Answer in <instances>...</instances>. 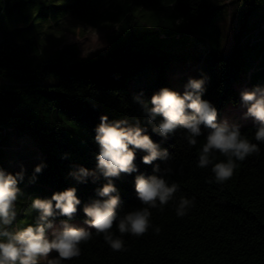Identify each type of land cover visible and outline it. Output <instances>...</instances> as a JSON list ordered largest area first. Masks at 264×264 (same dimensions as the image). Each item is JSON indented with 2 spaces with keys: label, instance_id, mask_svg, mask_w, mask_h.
Segmentation results:
<instances>
[{
  "label": "trees",
  "instance_id": "trees-1",
  "mask_svg": "<svg viewBox=\"0 0 264 264\" xmlns=\"http://www.w3.org/2000/svg\"><path fill=\"white\" fill-rule=\"evenodd\" d=\"M258 3L228 2L240 17L254 11ZM220 7L211 0H0V169L15 174L23 166L25 172L18 184L23 196L17 201L13 227L36 223L39 213L31 210L33 199H50L72 187L81 204L70 223L87 219L83 207L102 199L96 190L107 181L101 176L95 183L91 178L78 183L69 173L78 167L95 170L99 147L95 129L101 116L110 122H139L147 129L144 134L171 155L166 163L157 160L145 165L146 153L136 151L138 171L113 179L121 215L143 207L135 192L137 175H159L154 171L159 165L161 170L171 168L165 179L179 185L163 211L150 209L153 228L139 238L121 237L127 251H112L102 235L90 230L92 239L80 245L79 258L61 264H264V143L255 140L253 120L242 115L228 121L241 125V134L256 143L259 152L238 161L226 183H208L214 181L211 165L197 167L206 130L202 129L204 135L197 138L194 148L188 145L184 130L162 137L152 131L153 125L135 99L151 106V97L162 88L176 91L173 79L180 80L183 94L189 79L206 78L202 99L216 108L219 118L226 106L230 113L244 109H237L241 87H264V19L246 33L232 31L230 53L224 56ZM146 9L164 16L171 28L162 33L140 30L135 13ZM66 18L83 28L107 30L106 55L89 59L81 57L75 45L54 50L42 47L40 28L59 25ZM200 41L207 48L194 65L179 73V61L184 59L180 51H199L204 45ZM245 42L250 51L239 55V45ZM25 133L34 136L44 157L31 164L4 165L3 150L10 137ZM223 159L217 153L216 162ZM39 164L46 167L36 174L35 183H29ZM182 196L193 200L194 206L184 217H177L174 206ZM64 219L57 216L54 223ZM155 227L160 228L159 234ZM112 231L120 235L115 226ZM57 255L53 252L50 259Z\"/></svg>",
  "mask_w": 264,
  "mask_h": 264
},
{
  "label": "clouds",
  "instance_id": "clouds-1",
  "mask_svg": "<svg viewBox=\"0 0 264 264\" xmlns=\"http://www.w3.org/2000/svg\"><path fill=\"white\" fill-rule=\"evenodd\" d=\"M205 83L206 78L189 79L183 94L162 88L151 97V106L139 97L135 99L141 104L148 123L153 125L152 131L162 137L167 138L177 130H184L188 145L194 148L198 143L197 138L204 135L202 129L206 130L197 167L203 169L211 165L214 181L209 179L208 183L224 184L233 177L237 162L258 153L259 148L241 134V125L219 119L216 108L202 99ZM240 98L242 107L246 109L243 119L253 120L255 140L264 143V87L245 89L240 93ZM146 131L139 122L131 124L127 119L110 122L107 116L100 117L95 129V142L99 146L95 170L78 167L69 173L78 183H86L88 178L95 183L101 176L107 181L96 190V195L102 199L92 200L83 207L87 217L83 223L87 228L70 223L81 204L77 189L72 187L54 193L50 199H33L31 210L39 213L35 225L13 229L17 219V201L23 196L18 184L24 180L25 172L23 166L15 174L0 169V264H38L41 258L47 259L52 252L58 254L57 258L48 259L47 264H61L62 261L79 258L80 245L92 239L90 230H94L97 236L102 235L112 251L123 252L127 249L121 237L129 234L139 238L153 228L150 209L163 211L179 191L177 183L169 184L165 179L171 168L161 170L157 165L154 171L159 175H137L135 192L143 207L124 215L117 211L121 199L113 183V179H118L121 174L130 175L138 171L135 164L137 150L146 153L142 157L145 165L157 160L166 163L171 159L166 149H161L149 135L144 134ZM217 153L224 159L216 162ZM44 167V164L35 167L29 183H35L36 174L41 173ZM193 206V200L180 197L174 206L176 216L184 217ZM57 216L66 219L57 225L54 223ZM114 226L119 236L113 233ZM154 231L159 234L160 228L155 227Z\"/></svg>",
  "mask_w": 264,
  "mask_h": 264
},
{
  "label": "rangeland",
  "instance_id": "rangeland-1",
  "mask_svg": "<svg viewBox=\"0 0 264 264\" xmlns=\"http://www.w3.org/2000/svg\"><path fill=\"white\" fill-rule=\"evenodd\" d=\"M211 1L214 2V4H219L221 6L218 11V16H221L224 21L219 23V29L221 32L220 42L222 53L224 56H227L230 53L231 48V32L233 31V34H236V31L241 30L242 32L246 33L249 30H252L264 19V0H259L258 7L254 11H246L245 17H240L241 14L235 9L232 11V6L228 4L229 0ZM231 11L232 15L230 16ZM135 17L137 18V26L140 30L151 29L162 33L167 30L168 27L171 28L166 19L163 18L164 16H161L160 13L151 9L139 10L135 13ZM107 33L108 31L105 29L83 28L77 22L66 18L59 25H52V27L43 25L39 30L38 39L42 44V47L49 50L58 49L64 44L75 45L79 49L81 57L97 59L106 55L108 43L106 41L105 35ZM200 42L204 43V45L200 46L201 49L199 51L193 50L191 48L185 50L180 49L182 50L180 51V54H182L184 59L183 61H179V67L177 69L179 73L194 65L201 57L203 48L206 49L207 44L206 42ZM247 43L248 42H245V44L239 45V55L242 54L243 51H250V48H247ZM172 84L175 90L180 93L182 90V87L179 86L180 80L173 79ZM229 109V106H226L222 110L219 119H227L229 121L233 120L234 118L237 119L240 118L246 111V109H243L230 113ZM43 157L44 156L38 151L37 142L34 136L30 133H25L10 137L6 148L3 150L2 162L4 165L10 167V164L15 161H22L27 162L25 164H31L32 162L42 160ZM59 223L60 222H57L55 224L59 225ZM71 223L78 227L87 228V225H85L82 221H73ZM34 225L35 223L33 226ZM13 229L18 228L13 227ZM19 229H22V227H19ZM49 237L51 238V230H49ZM52 254L53 252L49 254L47 259L41 258L38 261V264H45L46 261L50 259Z\"/></svg>",
  "mask_w": 264,
  "mask_h": 264
},
{
  "label": "built area",
  "instance_id": "built-area-1",
  "mask_svg": "<svg viewBox=\"0 0 264 264\" xmlns=\"http://www.w3.org/2000/svg\"><path fill=\"white\" fill-rule=\"evenodd\" d=\"M245 89H248V88H247L246 86H242L240 90H241V92H242V91L245 90ZM241 107H242V102L240 101V102H239V105L237 106V108L239 109V108H241Z\"/></svg>",
  "mask_w": 264,
  "mask_h": 264
}]
</instances>
